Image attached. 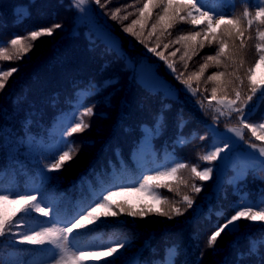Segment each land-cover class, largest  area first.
<instances>
[{
  "label": "trees",
  "instance_id": "1",
  "mask_svg": "<svg viewBox=\"0 0 264 264\" xmlns=\"http://www.w3.org/2000/svg\"><path fill=\"white\" fill-rule=\"evenodd\" d=\"M144 2L146 0H111L104 9L93 3L106 25L120 37L134 64L146 57L155 63L158 74L182 85L176 79L180 72L187 78L191 73L199 72L201 65L207 62L209 67L201 78L191 81L197 90L193 99L207 104L211 100L212 88L218 86L207 77L217 71L233 72L239 68L237 75L244 79L240 89L242 98L247 94L246 72L258 59L256 31L258 27L264 30V25L254 23L245 31L243 49L238 47L240 40H235V65L225 61L217 67L207 61V56L215 54L218 44H209L203 39V33L195 42L194 50L188 49L191 59L180 60L185 51L183 44L170 42L181 35L199 31L205 25L177 20L160 37L157 49L175 64L177 71L173 72L167 70L165 61L123 31L139 17L136 9ZM203 2L219 14L240 18L241 27L247 28V21L243 18L245 7L254 15L259 0ZM116 8L120 9V17L134 14L127 20H113L111 11ZM160 11L153 9L141 39L147 37ZM88 19L87 10L82 6L74 7L72 0H0V44L8 45L12 38L25 37L35 29L56 23L63 26L52 36L35 41V47L23 59L0 60V67L18 69L0 89V191L13 194L36 192L38 198L43 197L53 210L50 217L32 212L23 227L14 228L0 237V264H52L54 259H48L51 245L21 244L17 242L20 235L47 226L48 221L60 227L73 219L82 206L93 204L107 190L120 186L138 187L145 175L169 170L179 162L188 165L177 173L178 178L187 182L186 185L177 180L166 182L172 191L167 187H153L168 200L167 204L156 205L146 194L117 197L116 203H131L137 212L153 205L168 211L171 204L178 203L184 215L170 213L172 219L155 214L143 218L126 214L101 216L85 228L74 231L70 241L76 237L77 249L102 250L120 242L125 247L114 257L87 260L83 264H108L112 259L115 264H264L262 222L242 220L238 232L222 233L215 247H208L209 235L234 214L242 198L254 205L264 201L261 163L246 159L237 151L229 154L222 172L223 159L210 163L203 161V155L230 143L228 139L214 137L208 118L203 114L204 109L192 106L183 97L171 98L145 88L136 79L127 59L98 38L94 28L87 23ZM135 30L141 31L139 25ZM201 41L203 48L199 47ZM145 43L155 47L156 37L145 39ZM164 43H170L167 50L163 48ZM232 43L229 40V44ZM176 48L180 51L173 57L170 53ZM185 62L187 69L184 68ZM227 91L228 98L234 99L231 87ZM216 96L220 99L224 93L218 90ZM215 103L211 100V104ZM89 108L92 115L83 116ZM245 109L247 122H264V102L256 103L254 107L250 102ZM237 117L234 113L233 117L216 123L220 128L240 125ZM81 120L89 127L68 136L67 131ZM210 120L215 122L212 118ZM243 135V141L261 142L256 141L248 129L243 130ZM65 141L72 142L73 158L59 171H47L48 165L68 147ZM226 154L221 153V157ZM194 165L198 170L212 168L211 178L206 181L194 178L191 173ZM192 184L200 186L201 192H194ZM183 195L193 199L192 209H187L181 202ZM20 216L24 213H18L15 219Z\"/></svg>",
  "mask_w": 264,
  "mask_h": 264
},
{
  "label": "snow or ice",
  "instance_id": "2",
  "mask_svg": "<svg viewBox=\"0 0 264 264\" xmlns=\"http://www.w3.org/2000/svg\"><path fill=\"white\" fill-rule=\"evenodd\" d=\"M86 3H94L100 8L104 9L107 7L111 0H74V7L84 5ZM153 9H160L161 11L157 14L156 22L151 25V30L147 33L145 39L156 37V46L152 47L145 43V39H141L143 30L147 26L148 20L152 17ZM83 10V9H81ZM139 12V17L134 19L130 24L123 28L125 33L135 37L141 44H144L148 52L157 55L161 60L165 61L167 67L176 72L177 69L175 64L169 62L168 58L164 55L163 51H157L160 47V37L167 32L168 29L172 28L173 24L179 21H188L193 25H205L199 31L191 32L187 35H181L177 39L171 41V44H183L185 51L180 56V60H185L187 57L189 60L188 49L193 48L195 42L201 37L203 33V39L207 40L209 44L216 42L218 49L215 54L207 56V61L212 62L215 66L219 67L225 61L230 62V65L236 64V51L237 48L235 40L239 39V49L245 47L244 33L252 27L254 23L258 25H264V0H259L254 15L249 11L247 7L243 12V18L247 21V28L241 27L240 18L233 16H226L215 12L210 6L205 4L203 0H146L143 6L136 9ZM181 13H184L183 15ZM134 13H127L123 17H120V9L111 11V19L127 20L129 15ZM139 25L140 32H137L136 26ZM223 26V28L221 27ZM63 26L59 23L53 24L50 27L35 29L28 33L25 37H14L10 40L8 45L0 44V60L9 61L14 57L16 59H23V57L31 51L39 38L44 36H52L54 31L62 28ZM159 29V35L157 30ZM219 30V32H218ZM170 35V33H169ZM251 38V37H249ZM256 39L259 41L255 44V50L258 54V59L255 63L247 69L246 78L248 81V92L242 98L241 88L244 85V79L237 75L239 68H236L233 72L217 71L207 77L208 81L217 82V87H213L211 90V100L216 101L215 111L220 115H231V113H239L237 119L240 122V127L229 128L228 131L232 132L240 140H244L243 129H248L252 136L256 140L264 142V122L258 124H251L247 122L245 108L249 107L252 102V107L256 103L264 102V77L257 79L256 70L264 67V30L259 27L256 31ZM229 40L233 41L230 45ZM31 41L33 43H28ZM189 42H192L191 44ZM170 43H164L163 48L167 50ZM10 45V47H9ZM200 48L204 47V43L201 41L199 44ZM180 49L176 48L170 53L171 56L175 57ZM221 58H224L223 61ZM230 65H226L230 66ZM243 65V61H240V66ZM209 67L206 62L201 65L199 72H193L187 78H184V73L180 72L176 79L186 86V89L192 94H196V89L192 87L191 81L193 78L199 80L204 74L205 70ZM184 68L187 69V63L185 62ZM18 71L17 68L13 67L10 69H4L0 67V89L5 87V81L8 77L12 76L13 73ZM230 77L225 79V77ZM237 81L239 82L237 84ZM231 87V91L235 93V98H228V89ZM224 93V96L217 99V91ZM255 98V99H254ZM207 99V98H205ZM211 100H209V106H211ZM203 106V105H201ZM83 116L92 115V109H87ZM89 127L88 124L81 120L75 123L74 126L67 131L68 136H72L76 133H81ZM252 149H258L260 156H264V146H259L255 143L245 141ZM68 147L58 154L54 162L47 167V171H59L65 162L70 161L75 154V149L71 146L72 142L65 141ZM228 151V145L215 147L214 150L208 154L203 155L201 159L205 162H212L217 159H227V156L221 157V153ZM261 170H264V161H261ZM188 167L183 162L177 163L174 167H171L166 171H158L154 175H145L142 178V182L139 186H120L117 189H109L103 193L93 204L82 206L78 214L68 222L57 227L51 221L46 222L47 226H44L37 230H29L25 234L20 235L18 243L30 244V245H51L53 249L58 250V258L52 261V264H83L87 260H101L103 258L114 257V254L119 253L120 249L125 247L123 242L113 245H108L102 250L93 249H77L74 243L76 237L70 236L76 230L85 228L87 224H92L99 220L101 216H117L119 214H126L129 217L139 216L141 218L149 214H155L158 216H167L172 219V215L182 216L184 210L178 203L171 204L168 211L162 210L155 205L147 207V210L142 208L139 212L135 211V205L131 203H116L117 197L122 196H133L137 194H146L150 197L155 204H167L168 200L162 197L159 193L153 190L155 188L167 187L169 191H172V187L167 181H177L181 184H187L182 178H178L177 173ZM212 168H205L198 170V166L191 167V173L194 178H198L201 181H206L211 178ZM191 188L194 192H201L202 188L196 184H192ZM179 194V193H177ZM181 202L187 206V209H192L194 201L188 195H183ZM9 205H15V208L9 209ZM118 209V211L114 210ZM39 213L42 217H50L53 214L52 206L47 204L43 197L38 198L36 192H26L13 194L10 192L0 191V237H4L7 233L12 232L14 228L23 227L25 220L30 217L31 213ZM18 213H24V216H20L19 219H15ZM171 213V214H170ZM248 222H262L264 223V201H261L259 205H254L250 201L244 198L238 203L234 210V214L228 217L222 225H218L216 229L208 237V247L214 248L217 239L222 233H236L240 230V221ZM227 230V232H226ZM15 235L16 233H12ZM108 264H115V259L109 260Z\"/></svg>",
  "mask_w": 264,
  "mask_h": 264
},
{
  "label": "rangeland",
  "instance_id": "3",
  "mask_svg": "<svg viewBox=\"0 0 264 264\" xmlns=\"http://www.w3.org/2000/svg\"><path fill=\"white\" fill-rule=\"evenodd\" d=\"M72 4H74V0H72ZM84 7L88 14L89 19L87 21L90 24L98 38L111 46L115 51L120 53L123 58H126L128 61L129 66L133 69V72L136 76V79L148 90L157 91L161 93L163 96H168L171 98H181L183 97L189 104L196 108L204 109L203 114L206 118H208V126L212 131L214 137L216 138H223L229 140L228 151L225 156L227 159H223L221 163V172L225 168L226 164L229 160V154L232 151H237L242 157L246 159H255L259 162L264 161V156H260L258 149H252L249 147L248 143L245 141L240 140L237 136H235L232 132H229L228 129L232 127L239 128L240 125L232 126V127H225L220 128V126L216 123L221 119L231 118L233 117L234 113L231 115H224L220 116L216 111V103L209 104L197 101L193 99V96L187 89L184 84L177 85L167 79L164 78L163 75H160L155 70V63L149 61L146 57H141L137 64L132 62V58L127 54L126 50L123 48L120 37L113 31H111L110 27L106 25V22L103 18V15L95 9L93 3H86L81 5ZM170 71L169 68H167ZM257 78L261 79L264 77V69L260 68L256 70ZM203 105V106H201ZM245 113L247 114V109H245ZM239 117V113H236ZM210 118L214 119V121L210 120ZM244 130V129H243ZM257 141V140H256ZM255 143V142H251ZM255 144L259 146H264V142H256ZM51 257L53 259L58 258V251L57 249H53L51 253Z\"/></svg>",
  "mask_w": 264,
  "mask_h": 264
}]
</instances>
